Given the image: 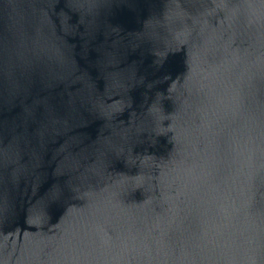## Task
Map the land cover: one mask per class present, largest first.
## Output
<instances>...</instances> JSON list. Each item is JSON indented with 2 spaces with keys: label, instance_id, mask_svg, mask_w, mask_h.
Returning a JSON list of instances; mask_svg holds the SVG:
<instances>
[{
  "label": "water",
  "instance_id": "95a60500",
  "mask_svg": "<svg viewBox=\"0 0 264 264\" xmlns=\"http://www.w3.org/2000/svg\"><path fill=\"white\" fill-rule=\"evenodd\" d=\"M0 264H264V0H0Z\"/></svg>",
  "mask_w": 264,
  "mask_h": 264
}]
</instances>
